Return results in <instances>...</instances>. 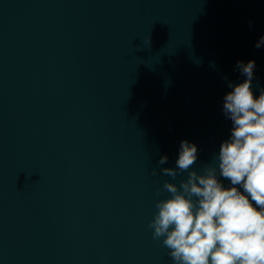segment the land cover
Masks as SVG:
<instances>
[{"label": "water", "instance_id": "1", "mask_svg": "<svg viewBox=\"0 0 264 264\" xmlns=\"http://www.w3.org/2000/svg\"><path fill=\"white\" fill-rule=\"evenodd\" d=\"M261 33L264 0H0V264H172L159 156L215 163Z\"/></svg>", "mask_w": 264, "mask_h": 264}, {"label": "clouds", "instance_id": "2", "mask_svg": "<svg viewBox=\"0 0 264 264\" xmlns=\"http://www.w3.org/2000/svg\"><path fill=\"white\" fill-rule=\"evenodd\" d=\"M149 38L147 37V40ZM264 45V33L255 47ZM255 58L237 59L242 80L228 81L221 111L230 119L227 137L214 154L215 163L198 171L197 145L181 138L174 166H166L149 221L154 238H162L172 264H264V87L253 91ZM227 181V182H225Z\"/></svg>", "mask_w": 264, "mask_h": 264}]
</instances>
